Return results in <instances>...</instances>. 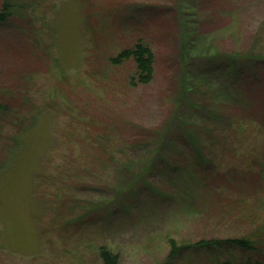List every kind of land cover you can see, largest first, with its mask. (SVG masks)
<instances>
[{"label":"rangeland","instance_id":"rangeland-1","mask_svg":"<svg viewBox=\"0 0 264 264\" xmlns=\"http://www.w3.org/2000/svg\"><path fill=\"white\" fill-rule=\"evenodd\" d=\"M16 4L0 24V264H101L100 246L118 264H264V62L224 67L264 58V0ZM137 42L147 85L111 63ZM160 137L130 185L119 165L141 168Z\"/></svg>","mask_w":264,"mask_h":264},{"label":"trees","instance_id":"trees-1","mask_svg":"<svg viewBox=\"0 0 264 264\" xmlns=\"http://www.w3.org/2000/svg\"><path fill=\"white\" fill-rule=\"evenodd\" d=\"M17 1L18 0H4L3 7L0 11V24L1 25L6 24L8 22V20L14 15L13 11L15 10L18 11L19 7L21 8V5L16 4ZM183 34L187 35L185 30H183ZM184 39H189V36H185ZM127 60H132V62L136 66L137 76H136L135 84L136 85L149 84L153 76V61H154V57H153L151 50L148 47L144 46L141 42H137V44L132 49L121 52L115 59L111 61V63L118 65V64H121L123 61H127ZM260 61L264 62V58H258L253 52H251L246 55L241 54L237 57L233 55L232 58H229V60L225 62L224 67H227V70L231 71L232 73H237L238 71H240L241 65L243 63L254 65L255 62H260ZM190 91L191 89L189 88L183 89V92L185 95L189 94ZM162 147H163V141L160 137L155 143V149L153 151L154 156L151 158L149 162L146 163L145 161L141 168L139 169L136 168V171H132L131 169L132 167L128 163H126V165L124 164L119 165L120 162L117 164L119 165L121 172L130 178L129 180L130 185H132L135 181H138L142 177H144V175L147 173L149 168L152 166L153 162L158 157H160V153H161L160 150ZM102 155L104 156V159L107 162L111 160V157L108 153H103ZM100 160L102 161V158H100ZM78 184L81 185L83 184V182H78ZM225 244L230 245L228 247H234L235 249H239L243 251H253L252 245L246 240H234V241L226 242ZM96 255H97L98 261L101 264H118L117 255L113 254L106 247H101V246L98 247L96 250ZM221 264H229V263H221ZM244 264H254V263L246 262Z\"/></svg>","mask_w":264,"mask_h":264}]
</instances>
